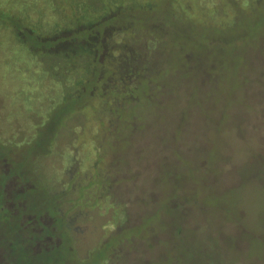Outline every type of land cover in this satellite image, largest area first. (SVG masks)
<instances>
[{
	"label": "rangeland",
	"instance_id": "374dc122",
	"mask_svg": "<svg viewBox=\"0 0 264 264\" xmlns=\"http://www.w3.org/2000/svg\"><path fill=\"white\" fill-rule=\"evenodd\" d=\"M86 110L110 194L71 214L60 264H264V0H0V264L53 260Z\"/></svg>",
	"mask_w": 264,
	"mask_h": 264
},
{
	"label": "trees",
	"instance_id": "16d2710c",
	"mask_svg": "<svg viewBox=\"0 0 264 264\" xmlns=\"http://www.w3.org/2000/svg\"><path fill=\"white\" fill-rule=\"evenodd\" d=\"M103 14H100L99 16H96L92 19L91 24L89 27L93 26L95 27V24L99 22V20H104L105 18H103ZM56 32V33H60ZM94 35V34H93ZM95 36H93L94 38ZM37 58L39 59V56L37 55ZM83 59V58H82ZM41 61H45V59H41ZM48 62H51L52 59H48ZM58 76L56 78H54V80H57ZM123 81V80H122ZM67 83V78L65 81V84ZM129 84V83H128ZM127 85V82L125 84L124 82V86ZM101 108H99L100 111H105V107L103 105V103L100 105ZM92 115L88 114V111H82V112H76L72 117L69 118V121L71 120H76L78 122V124H80L81 126L84 125V122L91 124L90 126V131L92 132L91 134V140H85L82 139L81 141H78V143H67L65 142V145H68V149H70V151L72 152V158L66 163V168L64 170V173L62 175V178L60 179V182H56V186H53V190H51V196L54 199V202L56 201V206H55V218L57 219H53L51 217H46L49 220L52 221V224L49 226V228L52 230V232L54 233V235H56V231L58 232V235H56V238L54 239L56 241L55 243V249H53V251L51 253H53V260L52 261H43L41 262L42 264H60V260L62 259V253H60V250H62V243H63V239L61 238V232H67L68 236L72 239L73 242H78V233L76 232V229L72 227L70 218H71V214L75 211H83L87 208H89L88 206H78L79 203L81 202L82 204L87 205V203H89V200H91L90 195L91 192L95 193V196L100 198L101 200L106 199L110 193H103L98 195L97 194V190L95 188V183L92 181V175H91V169L93 167H95L97 165L98 162L97 161V153L99 152V145L98 143H95L93 141L94 136L97 133V125H96V119L95 121H93L94 119H91ZM70 129L68 128H63L62 130H56V137L58 136V134H61L66 138H78V135H74V133H72V131H69ZM63 159H61L62 165H63ZM13 162L15 163V160H13ZM4 166L8 165L7 161H3ZM10 166H8L9 169ZM36 170H38V168H35ZM0 170L1 167H0ZM0 182H5L2 181L0 179ZM95 189V190H93ZM0 192H2L0 190ZM6 196V195H5ZM122 219L119 218V220L117 221L118 223H120V220ZM60 220V222H59ZM23 238V237H22ZM52 239V238H51ZM53 240V239H52ZM21 240L19 236H16V239L14 242H16V245L18 247L14 248V244L11 242L9 244V242L5 244V246L7 247V251H8V255L9 257H15V252L17 250L21 251V247L26 245V241ZM106 243V242H105ZM103 243V244H105ZM73 248V247H72ZM74 249V248H73ZM26 251V249H25ZM49 251L46 250V252H44V255H38V254H33V257L31 258H40V260H44V258L47 257V255L49 256ZM87 255L86 256H82L81 253L79 252L82 260L86 263H89L91 261L90 257H89V252H86ZM28 254V253H27ZM17 258L20 257V254ZM30 256V254H29ZM22 257H24V255L22 254ZM25 260H30L29 258H27V256L24 257ZM32 259V260H33ZM25 261V263H26ZM104 261V262H103ZM106 262H108V259H104L101 258V263L105 264ZM33 264V261L32 263Z\"/></svg>",
	"mask_w": 264,
	"mask_h": 264
}]
</instances>
